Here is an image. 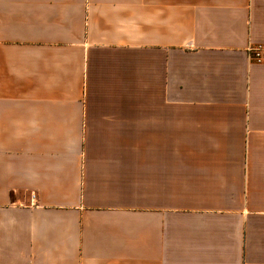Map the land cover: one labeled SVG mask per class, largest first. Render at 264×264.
Here are the masks:
<instances>
[{"label": "crops", "instance_id": "1", "mask_svg": "<svg viewBox=\"0 0 264 264\" xmlns=\"http://www.w3.org/2000/svg\"><path fill=\"white\" fill-rule=\"evenodd\" d=\"M264 0H0V264H264Z\"/></svg>", "mask_w": 264, "mask_h": 264}, {"label": "built area", "instance_id": "2", "mask_svg": "<svg viewBox=\"0 0 264 264\" xmlns=\"http://www.w3.org/2000/svg\"><path fill=\"white\" fill-rule=\"evenodd\" d=\"M247 54L254 65L264 66V43L250 45L247 49Z\"/></svg>", "mask_w": 264, "mask_h": 264}]
</instances>
